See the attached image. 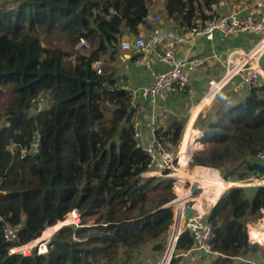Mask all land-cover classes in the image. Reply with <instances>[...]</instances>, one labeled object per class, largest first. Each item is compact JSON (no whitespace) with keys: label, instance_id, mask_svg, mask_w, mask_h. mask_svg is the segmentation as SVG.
I'll use <instances>...</instances> for the list:
<instances>
[{"label":"trees","instance_id":"1","mask_svg":"<svg viewBox=\"0 0 264 264\" xmlns=\"http://www.w3.org/2000/svg\"><path fill=\"white\" fill-rule=\"evenodd\" d=\"M150 1L0 0V264H142L147 249L157 259L164 251L174 195L168 178L133 179L149 158L136 147L131 120L122 125L134 109L115 73L120 38L139 32ZM218 2L163 0V11L183 33ZM42 36L61 45H43ZM81 39L89 48L76 47ZM232 94L198 115L194 128L204 136L189 165L243 180L257 174L246 162L264 148V84ZM183 126L158 129L167 149L177 146ZM195 133H183L182 152L198 145ZM199 181L203 206L215 205L207 219L212 250L222 256L197 264H264V248L249 241L246 229L247 221L264 220V184L235 183L221 196L217 181ZM174 191L173 203L189 196L180 181ZM74 209L78 227L69 224ZM5 221L19 227L21 244L42 231L53 234L48 253L9 255ZM263 226L249 233L251 240L264 243ZM192 244L182 232L169 264L183 263L180 253Z\"/></svg>","mask_w":264,"mask_h":264},{"label":"built area","instance_id":"2","mask_svg":"<svg viewBox=\"0 0 264 264\" xmlns=\"http://www.w3.org/2000/svg\"><path fill=\"white\" fill-rule=\"evenodd\" d=\"M108 10L113 11L111 7H109ZM206 13L208 14L207 18H198L183 33H175L172 31L164 32L157 27H154L150 30L148 37L138 32L137 34L124 37L119 41L120 51L136 53L137 57L135 59V64L144 65L151 70L150 83L141 85L137 90L128 85L124 86V88L131 94V107L134 109V113H131L130 120L134 128L136 147L145 152L149 158L146 164L147 170L141 174H137L133 179L153 176V173H164L154 174V176L169 179L170 189L174 196L168 203V206L172 208L173 215L176 218L175 220H177L178 215L184 219L165 264H169L177 239L184 231H187L192 237L193 244L191 248L180 253L181 255H192L195 259L203 260L208 259L210 256H222V254L212 250V223L207 219V216L215 205L208 211H202L201 209L204 207L203 203H205L207 197L202 193L204 186L202 185V180L193 182L188 178L182 179L186 174L193 173V170L196 168L202 169L209 167L191 166L189 165V158L186 160L184 168H182L178 157L180 140L178 142V149L171 150L164 146L158 136L159 126L158 113L156 112L157 104L167 100L173 94L180 93L189 87L190 76L204 65L205 62L203 58L197 56H179L176 52V45L184 40L193 41L196 38H204L207 41H211L214 39L216 33L222 34L223 36H233L245 32L252 33L256 37L254 42L248 48L242 50L230 64L226 63V68L223 72L219 73L217 78H212L208 81L207 93L210 92L211 88L216 87V90H220L225 86H230L231 92L239 93L246 91L249 87L264 84V0H252L250 2L236 4L224 13H211L208 11H206ZM159 19L160 14H153L150 10H148L146 16L143 18L144 21L150 22H157ZM76 47L89 48V44L86 40L81 39ZM151 55L155 57L161 68L154 69L152 67ZM100 65V61L92 63V67L95 70L99 69ZM136 95H139L140 99L150 107L151 117L149 140L146 142L143 140L142 134L143 121L140 114L137 113L140 104L135 97ZM38 100L42 101V98H39ZM189 120H187L183 131H181L180 139L186 125L189 124ZM191 126L194 127V122H192ZM196 130L198 142L200 143L197 146L198 148L201 146L200 140L204 136V133L199 129ZM192 151L193 149L190 150L191 153ZM253 161L264 164V148L258 151L250 162ZM212 170H214V168H210L208 174L209 178H215L216 176L215 172ZM216 171L219 177L234 180L240 187L264 184V175L259 176L258 174H251L246 179L235 180L227 177V175L220 170ZM178 181L181 182L183 188H186V184L189 183V186L187 187V189L191 191L189 197L191 199H196V201L193 204L184 203L177 211L173 201L175 199L174 183H177ZM193 187L197 188L195 192L192 191ZM229 188L230 187H225L222 193ZM221 196L218 198L217 202ZM190 208L193 209V213L190 216L185 217V212ZM262 212L264 213L263 210ZM72 213H74L72 223L78 226L80 222V214L76 209L72 210ZM246 226H249L247 222ZM18 232L19 227L17 225L5 221L3 227L4 240L12 244L8 249L9 255L29 256L33 253H48V244L53 234L45 236L42 231L38 237L21 244L19 242ZM248 237L249 241L254 243V240L250 239L249 233ZM168 247L169 239L166 248L168 249ZM167 249L166 252H164V255L159 258L155 264H163Z\"/></svg>","mask_w":264,"mask_h":264},{"label":"crops","instance_id":"3","mask_svg":"<svg viewBox=\"0 0 264 264\" xmlns=\"http://www.w3.org/2000/svg\"><path fill=\"white\" fill-rule=\"evenodd\" d=\"M243 2H246V0H219V2L215 5L214 10L218 13H224L227 12L233 5ZM149 10L152 11L153 14H160V19L157 22L142 20V22L140 23L139 33L148 37L150 30H152V28L154 27H157L159 30L164 32L172 31L175 33H180L177 30L176 24L164 15L163 3L159 6L155 4L150 5ZM130 35L133 34L130 33ZM255 39L256 37L254 36V34L247 32L238 33L233 36H223L222 34L216 33L214 39L211 41H207L204 38H196L193 41L184 40L182 42H179L176 45V52L179 56H197L203 58L205 62L204 65H202L195 73L190 76V86L187 87L184 92L175 93L167 100L159 102L157 104L156 112L158 113L159 128L165 130L174 121L182 122V120H180L182 112L184 109L189 108L190 115L187 120H190L189 124L186 125L184 132H194L191 124L192 122H196L198 115L205 116L206 112H208L211 106L215 104L217 98H222L224 95L231 96V94L233 93L231 92L230 86H225L220 90H216V87H214L211 88L209 93H207L208 81L212 78H217L219 73L223 72L226 68V63L230 64L233 59L236 58L242 50L248 48ZM136 57V53L122 52L118 48V54L116 55L115 63V73L118 82H120L124 86L128 85L132 88H135V90H137V88L141 85L148 84L151 81V70L144 65H136ZM152 67L154 69L161 68L160 64L157 62L154 56H152ZM135 97L140 104V108L137 113L140 114V117L143 121L142 134L143 140L146 142L149 140V127L151 117L150 107L140 99L139 95H136ZM196 131L197 130L195 129V132ZM210 168L212 167H209L207 169L210 170ZM215 169L216 168H214V170L212 171L215 172V180L219 183L221 188L224 189L225 185H227L226 187H231L236 183L234 180H228L226 178L219 177L216 171L219 169ZM203 172L205 173V170H203ZM195 174L199 179L200 174H197V172ZM200 179H202V177ZM224 193H222V195ZM212 204L213 201H211L207 207L210 208ZM146 251L147 254L142 255L141 257L142 264H152L151 262H156V260H158L157 257L155 258L154 253L150 249H147ZM182 257L183 263L181 264H191L189 263L188 258H193L192 255H182ZM193 259L196 260L195 258ZM192 264H197V262H193Z\"/></svg>","mask_w":264,"mask_h":264},{"label":"rangeland","instance_id":"4","mask_svg":"<svg viewBox=\"0 0 264 264\" xmlns=\"http://www.w3.org/2000/svg\"><path fill=\"white\" fill-rule=\"evenodd\" d=\"M163 3V0H153V1H150L149 2V5H157V6H159L160 4H162ZM130 35V33L129 32H125L124 34H122V36H121V38L122 37H127V36H129ZM53 40L52 41H50V37H43L42 36V44L43 45H51V46H55V45H61L60 43H58V41H57V39L56 40H54V38L55 37H51ZM2 44V42H0V45ZM41 106H44V104L43 103H41ZM189 115H190V113H189V108L188 109H184L183 110V112H182V116L180 117V120H182V122H184V126H185V124H186V122H187V119H188V117H189ZM184 126H183V128H184ZM182 131H183V129H182ZM182 133V132H181ZM195 140V139H194ZM186 144V141H184L183 142V144H182V146L183 145H185ZM178 144H177V146H175V147H171V150H177L178 148ZM200 148H201V146H200ZM199 147L197 148V147H194L193 148V150H198V149H200ZM194 171H196L195 169L193 170V172ZM209 171L210 170H208L207 171V173L204 175V172H203V169H200L199 171H198V173H200V174H203V177H202V179L205 181H207V182H209V183H214V182H216V180H215V178H209ZM224 173V172H223ZM238 171L236 172V175H238ZM193 174V173H192ZM191 173H188L187 174V176H190L191 177V175H192ZM154 176V175H153ZM216 177V176H215ZM165 178V177H164ZM192 178V177H191ZM167 180H169V179H167ZM193 181V180H192ZM194 182V181H193ZM189 186V183H187L186 184V188ZM231 188V187H230ZM191 192V191H190ZM209 205V204H208ZM173 212V211H172ZM69 215H70V213H68L65 217H64V220L65 219H68V217H69ZM176 218H175V216L173 215V223L171 224V226H170V231L168 232V234H167V237H166V246H167V243H168V239H169V236H170V234H171V231L173 230L172 229V227L175 225V223H177V220H175ZM69 222V221H68ZM247 223H248V227L246 226V229H247V233H251V234H254V227H261L263 224H264V220L263 219H253V220H249V221H247ZM69 224H72V225H74L75 227H78L76 224H74V223H69ZM64 225V224H63ZM67 225V224H66ZM80 227V226H79ZM252 228V229H251ZM82 239V241H87L88 240V238H84V237H81ZM254 243H257V244H259V245H261V247H263L264 248V245H262L261 243H259V242H256V241H254ZM166 246H165V248H164V251L162 252V254L159 256V258H161L163 255H164V252H166ZM159 258H158V260H159ZM157 260V261H158ZM188 260H189V263H193V262H196V260H194L192 257H190V258H188ZM150 262V261H149ZM152 264H154L155 263V261L154 262H151Z\"/></svg>","mask_w":264,"mask_h":264},{"label":"bare ground","instance_id":"5","mask_svg":"<svg viewBox=\"0 0 264 264\" xmlns=\"http://www.w3.org/2000/svg\"><path fill=\"white\" fill-rule=\"evenodd\" d=\"M192 128L194 129L193 131H195V128L192 126ZM185 130V129H184ZM184 133V132H183ZM191 137H194V139L195 140H197V142H198V137H197V131H196V133L195 134H191ZM182 144H183V134H182V137H181V139H180V148H179V155H178V157H179V162L181 163V166H182V168H184V166H185V162H186V160H187V157H188V154H189V152H190V150H192L193 148H190L189 150H187V151H185V152H182ZM198 145L200 144L199 142L197 143ZM197 145V146H198ZM196 146V147H197ZM203 169V168H202ZM184 170V169H183ZM196 171H194L193 172V174L191 175V177L190 176H187V174L185 175V176H183V178H188V179H190L191 181L193 180H195V176H196V172H197V168L195 169ZM203 170H205V168L203 169ZM195 174V175H194ZM194 182H197V181H194ZM237 184V183H236ZM187 191L189 192V194L191 193L190 192V190L189 189H187ZM191 200H196V199H191L189 196L187 197V198H185V199H182V200H180V201H178V202H176V203H173L175 206H176V209H177V211L179 210L178 208H180L184 203H189V204H192L191 203ZM210 208L209 207H203L201 210L202 211H208ZM73 217H74V213H73V215H72V218H71V223L73 222ZM183 218L180 216V215H178V217H177V223H176V225L173 227V230H172V233L170 234V241H169V247H168V249H167V253H166V257H165V259H164V262H163V264H165V262H166V260H167V258H168V256H169V254L171 253V250H172V247H173V244H174V241H175V238H176V236H177V234H178V232H179V230H180V228H181V224H182V222H183ZM264 227V226H263ZM50 235V234H49ZM49 235H45V236H49ZM256 242H259V241H256ZM259 243H261V242H259ZM261 244H264V243H261Z\"/></svg>","mask_w":264,"mask_h":264},{"label":"water","instance_id":"6","mask_svg":"<svg viewBox=\"0 0 264 264\" xmlns=\"http://www.w3.org/2000/svg\"><path fill=\"white\" fill-rule=\"evenodd\" d=\"M130 117H131V110H128V112L126 114V117H125V120H124V122L122 124L123 126L126 125L129 122ZM190 156H191V152H189L187 159H189ZM247 168L250 169V170H254L259 176L264 175V164H262V163H259V162H256V161H253V162L247 161ZM196 189H197L196 187H193L192 191L195 192ZM192 213H193V209H191V208L188 209L185 212V217L190 216Z\"/></svg>","mask_w":264,"mask_h":264}]
</instances>
